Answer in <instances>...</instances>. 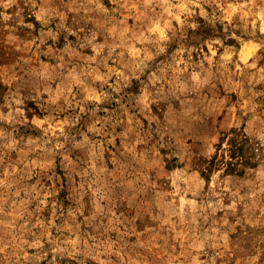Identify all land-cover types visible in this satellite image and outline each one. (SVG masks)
<instances>
[{
  "label": "rangeland",
  "instance_id": "374dc122",
  "mask_svg": "<svg viewBox=\"0 0 264 264\" xmlns=\"http://www.w3.org/2000/svg\"><path fill=\"white\" fill-rule=\"evenodd\" d=\"M0 264H264V0H0Z\"/></svg>",
  "mask_w": 264,
  "mask_h": 264
},
{
  "label": "trees",
  "instance_id": "16d2710c",
  "mask_svg": "<svg viewBox=\"0 0 264 264\" xmlns=\"http://www.w3.org/2000/svg\"><path fill=\"white\" fill-rule=\"evenodd\" d=\"M240 147H237L235 145V141L232 139L229 143H228V147H224L222 149V155H225L226 153L228 154V160L227 161H223V158L221 159L222 161H218V162H225L226 167L228 170H231L239 161V155H240Z\"/></svg>",
  "mask_w": 264,
  "mask_h": 264
}]
</instances>
